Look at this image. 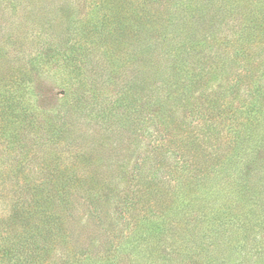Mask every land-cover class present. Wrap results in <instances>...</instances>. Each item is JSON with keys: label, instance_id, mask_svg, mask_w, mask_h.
<instances>
[{"label": "trees", "instance_id": "16d2710c", "mask_svg": "<svg viewBox=\"0 0 264 264\" xmlns=\"http://www.w3.org/2000/svg\"><path fill=\"white\" fill-rule=\"evenodd\" d=\"M260 43L264 0H0V264H158L247 200L257 230L264 73L242 89L221 71ZM216 120L231 152L198 132L217 141ZM142 129L130 172L111 136Z\"/></svg>", "mask_w": 264, "mask_h": 264}, {"label": "rangeland", "instance_id": "374dc122", "mask_svg": "<svg viewBox=\"0 0 264 264\" xmlns=\"http://www.w3.org/2000/svg\"><path fill=\"white\" fill-rule=\"evenodd\" d=\"M249 8V5L247 6ZM213 12V9L209 11L207 15V19H210ZM8 16V15H7ZM11 17V16H8ZM237 16L234 15V18L229 15V24L236 23ZM202 33H204L202 31ZM232 35L231 30H229V37ZM256 50V51H255ZM252 57L247 62L239 61L238 59H234L232 54V50H229V54H226V66L221 71L223 74V78L229 77V84H233L236 81V74H239L242 78L240 85L243 86L242 89H246V87L251 88L254 84L259 74L264 73V43H260L257 48H255L252 52ZM250 61V62H249ZM186 65H191V62H185ZM263 79V78H262ZM225 80L222 82V86L225 83ZM264 81V80H262ZM216 84L214 81L207 83L208 87H213ZM244 87V88H243ZM240 89V90H242ZM250 93H248L249 95ZM242 96V94H241ZM246 100L250 97H247V94L244 95ZM238 99H227V101H232V103L236 104L240 102V96ZM182 116V114L178 113L177 117ZM198 127V132L208 133V137L206 140L208 141L207 145L209 146V151L214 152L216 149H226L225 146L229 145V152H231V138L229 135V144L228 140L225 139L224 130L225 125L224 121L216 120L213 122L211 127L214 130L219 131V139L216 141L214 138L210 136L212 133L208 131L206 128ZM210 127V128H211ZM212 130V129H211ZM140 137L135 138L134 135L129 133H123L122 135L117 134L111 136L113 137L111 140L112 143L120 144V149H123L121 152V158H124L126 161V169L131 172V169L134 165H139L140 162L145 159L144 153L149 150L150 139L148 136V130H141L138 132ZM143 135V136H142ZM142 137V138H141ZM204 141L205 138L203 137ZM121 141L129 142L128 144L119 143ZM110 145V144H109ZM114 145V144H112ZM151 145V144H150ZM207 147V146H204ZM230 154V153H229ZM147 161V160H146ZM129 172V173H130ZM131 174V173H130ZM129 174V175H130ZM244 175V171L242 172V176ZM253 175L257 178L252 180L251 184H256L253 186L255 193H257L258 198L260 199L262 206L259 209V214L261 215V220L258 222V229L251 232L250 234H243L241 232V227L238 224V220L236 216H240L242 214L243 206L250 205V200H247V204H232V211L229 209L226 214H220L219 209L217 210V218L214 219L211 223V227L209 229L206 228L205 221L198 220L193 224L186 225V228L190 229V232L194 235L197 242L203 245L202 250L200 252L197 251L196 247L192 248L193 245H186L179 238L180 230L174 233V235L169 237L166 241V244L159 248L161 255L166 257V261L156 260L158 264H264V173L259 174V177L253 171ZM222 181V180H221ZM119 187L121 188L124 183H119ZM227 192V191H226ZM216 211V210H215ZM235 213L236 216H235ZM241 217V216H240ZM183 230V229H182ZM185 231V229H184ZM179 232V233H178ZM196 245V244H195ZM194 245V246H195ZM176 248V249H173ZM179 249V251L177 250ZM185 249L189 250V256L187 258H180V254ZM178 253V255H177Z\"/></svg>", "mask_w": 264, "mask_h": 264}]
</instances>
